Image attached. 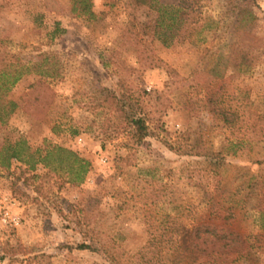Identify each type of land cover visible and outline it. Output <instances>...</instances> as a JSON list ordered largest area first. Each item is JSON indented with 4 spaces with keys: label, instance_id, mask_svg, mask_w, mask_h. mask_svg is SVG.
<instances>
[{
    "label": "rangeland",
    "instance_id": "1",
    "mask_svg": "<svg viewBox=\"0 0 264 264\" xmlns=\"http://www.w3.org/2000/svg\"><path fill=\"white\" fill-rule=\"evenodd\" d=\"M193 2L192 31L166 48L148 29L155 14L133 0H90L92 19L72 0H0V52L30 65L46 58L44 66L58 75L47 80L49 91L36 86L32 72L14 86L10 96L18 107L0 124V147L23 138L32 148L70 149L91 165L81 185L41 167L29 171L14 162L10 170L0 168V264H114L104 255L108 249L117 264H162L165 252L156 253L166 246L158 243L156 223L164 213L188 227L206 216L199 189L205 182L189 176L200 169L199 160L164 145L185 139L223 149L226 192L242 205L231 228L262 231L264 222L251 207L264 200V141L236 150L231 143L242 134L207 113L203 99L206 88L216 98L218 86L239 97L245 87L247 109L264 115V0L241 4L255 20L241 23L250 26L236 37L227 0ZM232 43L255 56L245 74L231 61ZM206 44L212 49L207 57ZM148 57L159 66L147 68ZM215 63L230 81H214ZM167 68L176 74L173 82ZM104 90L143 105L152 133L143 143L113 131L118 119L101 102ZM81 243L98 252L78 250ZM256 264H264V254Z\"/></svg>",
    "mask_w": 264,
    "mask_h": 264
},
{
    "label": "trees",
    "instance_id": "2",
    "mask_svg": "<svg viewBox=\"0 0 264 264\" xmlns=\"http://www.w3.org/2000/svg\"><path fill=\"white\" fill-rule=\"evenodd\" d=\"M246 1L227 0L226 2V11L233 14L237 22L235 23L237 25L232 27L231 37H236V34L241 35L246 30V26H250L240 25L241 23L246 21L252 23L255 20L251 9L246 7L242 9L241 4ZM72 3L74 6H80L81 14L86 15L88 19L94 18V13L90 10V0H72ZM133 3L137 7H147L155 14L148 29L153 37L166 48L177 40L185 38L184 32L192 31L195 12L193 0H133ZM74 8V10L77 9ZM215 33H218V29L210 34ZM231 47L234 49L231 61L236 63V70L240 74L247 73L253 66L255 56L236 43H232ZM210 48L206 44L204 48L206 57L212 53ZM42 62L43 64L40 65L21 63L16 56L0 52V124H5L18 107L10 94L23 76L34 73L38 76L36 86L49 91L46 86L47 80L58 75L55 69L48 67V64L44 66V63H47L46 58ZM144 62H149L147 68L159 66V63L151 61V57L145 58ZM216 68L215 63L210 69V73L216 77L215 82L230 81V76L223 80L224 71ZM167 71L173 82L176 74L170 68H167ZM222 86H218V91H222L216 98L206 88L203 106L207 113L220 121L223 127L231 132L242 134L237 142L231 143V146L237 150L245 143L263 142L264 115L247 109L249 90L240 87L239 97L231 93L225 94ZM103 93L101 102L106 103L118 119V123L113 126V131L117 134H126L134 145L143 143L152 134L143 105L122 91L117 94L104 90ZM188 101H194V99ZM235 107L240 109L241 114ZM57 128L58 126L54 125L52 132L55 133ZM73 134L77 133L74 131ZM164 145L173 153L199 160L196 161V165H200V169H193L189 176L192 178L193 174L205 182L199 189L202 203L206 207V216L195 218L194 225L188 227L177 223L170 213H164L162 219L156 223L157 230L161 231L158 243L166 246L161 247L162 250L156 253V256H161L162 252H165L164 257L160 259L162 264H238L241 261L256 264L264 254V223L261 232L241 233L231 228L236 218L235 211L242 205L241 199H235L232 193L226 192L224 177L226 158L222 152L223 149L211 151L200 139L195 140L194 143H189V140L185 139L184 144L164 143ZM14 162L25 166L29 171H34L37 167L46 169L71 185L84 183L91 167L89 161L70 149L56 145L32 148L23 138L4 143L0 147V168L10 170ZM149 172L146 173L150 174ZM248 197L250 195L246 194L243 198L247 200ZM263 202L264 200L260 204L256 201V205H253L251 209L255 210L264 222ZM150 242V246L153 247L154 239ZM77 249L98 252L91 243H81ZM109 250H104V255L117 264Z\"/></svg>",
    "mask_w": 264,
    "mask_h": 264
}]
</instances>
